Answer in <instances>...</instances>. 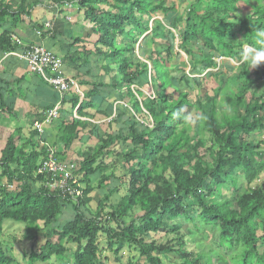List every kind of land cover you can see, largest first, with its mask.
Listing matches in <instances>:
<instances>
[{
    "label": "trees",
    "instance_id": "16d2710c",
    "mask_svg": "<svg viewBox=\"0 0 264 264\" xmlns=\"http://www.w3.org/2000/svg\"><path fill=\"white\" fill-rule=\"evenodd\" d=\"M66 2L0 0V52L17 46L4 29L6 23L30 17L36 6L62 7ZM72 2L97 36L94 53L104 73L76 112L84 117L85 109H93L91 119L111 120L96 124L71 117L58 128L55 143L63 144L64 153L76 141L81 145L73 160L54 152L59 161L75 164L74 178L83 186L76 199L51 190L48 176L36 172L55 144L44 128H34L21 143L15 134L6 138L0 151V264H14L1 249L8 238L5 221L24 224L29 240L44 232L45 241L30 249L27 264L66 258V242L76 246L72 264H105L98 257L99 234L117 262L127 246L146 264L172 259L176 264H264V182H257L264 169V137L249 139L253 133L264 135V64L253 72L239 64L230 76L229 70L222 74V63L207 56L211 49L219 57L239 59L256 31L264 29L262 0H192L175 18L169 17L175 7L164 0ZM240 6L247 7L242 15ZM33 28L40 34L45 30L40 23ZM159 35L165 42L156 46ZM146 39L148 51L136 57V47ZM186 64L188 73L182 70ZM208 78L215 84L209 98L203 87ZM143 87L152 88L151 94ZM3 109L8 110L1 103ZM181 109L182 116L174 119L172 114ZM191 115L195 127L184 119ZM120 118H125L122 127ZM83 133L97 144L84 145ZM123 170L124 192L117 203L106 206L120 184L116 172ZM96 173L97 187L104 190L99 197L91 196ZM240 177L248 185L243 191ZM93 201L95 210L90 208ZM203 225L209 226L213 244L194 239L196 252L189 251L184 238H198ZM158 233L172 237L158 243L151 239Z\"/></svg>",
    "mask_w": 264,
    "mask_h": 264
},
{
    "label": "crops",
    "instance_id": "0c3cea01",
    "mask_svg": "<svg viewBox=\"0 0 264 264\" xmlns=\"http://www.w3.org/2000/svg\"><path fill=\"white\" fill-rule=\"evenodd\" d=\"M72 1L67 0L62 7L36 6L30 17L23 16L19 21H14L16 23L4 25L10 36L19 38L23 43L40 44L53 52L61 60L65 76L76 81V87L61 94L37 75L28 72L21 57L23 46L17 45L13 51L0 52V106L2 103L8 109L0 110V151L10 134H15L20 143L27 139L34 130L33 123L42 119V109H59L56 118L44 123L50 143H55L59 126L71 117L96 124L111 120V117L91 119L89 115L93 114V109H85L87 114L84 117L76 112L86 95L104 79V73L99 67L100 59L94 53L97 36L92 32L88 20L84 19L83 11ZM35 23L45 27L40 35L35 33ZM47 23L48 27L45 26ZM112 128L116 130L115 124ZM87 137V133H83L84 145L93 147L95 139ZM51 146L54 152L64 153L62 143L56 142ZM80 146L77 141L74 142L64 153L65 161L73 160Z\"/></svg>",
    "mask_w": 264,
    "mask_h": 264
},
{
    "label": "rangeland",
    "instance_id": "374dc122",
    "mask_svg": "<svg viewBox=\"0 0 264 264\" xmlns=\"http://www.w3.org/2000/svg\"><path fill=\"white\" fill-rule=\"evenodd\" d=\"M156 1H158V0H156ZM164 1L167 5H173L175 7L176 11L169 13L170 18H175L176 15L180 14V13L183 14L184 11L189 6V4L192 2V0H164ZM252 2L256 4V1H252ZM262 3L264 5V0H262ZM240 8H241L240 9L241 11H239L240 14L239 13L238 14L242 15L244 13V11L247 9V7L246 6H244V7L240 6ZM248 10H250V9H248ZM154 19H157L158 21L161 20L160 17H155ZM149 27L154 28L152 23L149 24ZM154 39H155V45L156 46L158 44L165 42L164 37L161 35L156 36ZM149 47H150V44H149L148 40L146 39L145 41H143L139 45V47H136V49H135L136 57L143 58L142 53L145 51L147 52ZM207 51H208V55H207L208 57H211L212 59L219 61L220 63L223 64L224 68H223L222 74H224V72L226 70H229L230 76H231L232 75L231 71L233 73L236 70V68L238 67V64L236 63V61L230 60V59H221V58L219 59L218 54L216 55L211 49H209ZM181 54H182L184 61H186V56L182 52H181ZM189 69H190V65H188V64H186L182 68V70H184L186 73H188ZM212 71H216V70H212ZM250 71L253 72V70H250ZM206 72L211 73V70L208 69V70H206ZM175 74L180 75V72H176ZM215 80L218 83V78H215ZM203 87H204V91L206 92V95H207V93L209 95H212V90L215 87L214 80L210 79V78L205 79L203 82ZM141 90L144 91L146 94H151V92H152V88H149V87L148 88L143 87ZM207 97L209 98L211 96L207 95ZM190 99L192 101H194V98L192 96ZM191 117L194 120V123H191V126L195 127L196 117L192 116V115H191ZM138 118H140V115L138 116ZM124 119L125 118L119 119L118 127H122V124H124ZM145 122H147V121L145 120ZM194 133H195V131L193 128L191 131V134L193 135ZM203 135L208 139L210 138V134L208 132L203 133ZM262 136L264 137V135L262 133L260 135H256L255 133H253V134L249 135V139H252L255 141V138H256V140H258V139H261ZM208 141H210V140H208ZM209 143L210 142L207 143V146ZM93 144L96 145L97 141L94 140ZM260 147L264 150L263 144ZM114 159H113V162H114ZM116 163H115V167L117 169H119V166L116 165ZM116 175L117 176H115V177H117L118 179L121 178V180L116 181L117 185L119 184V182H120V184L118 186H116V187H118L117 192L112 194L111 197L109 198V200L105 203L106 206L117 203L119 198H120V195L124 192V186L123 185H124V181H126V179H124V170L123 171H117ZM240 178L242 181L241 185L243 186L241 191H243V190H245V187L248 185H246V183L242 177H240ZM98 179H99V176L97 173L91 176V185L94 188V191L91 193V195L98 194V197H99V195H103L104 190H101L100 188L97 187L98 186V184H97ZM257 182L258 183L264 182V169L259 173V175L257 177ZM254 184L255 185L257 184L256 181H254L251 185H254ZM8 188H13V186H8ZM90 208H91V210H95V208H96V202L95 201L90 203ZM106 211H108V208H105V212ZM39 225H41V223ZM111 226L114 227L115 225L112 223ZM24 227H25L24 224L14 223L12 221H5L3 224V229H4L3 231L8 235V238H7L6 243L4 242V240L1 242V249L3 251H5L7 256L12 257L14 264H27V262H26L27 254L29 253L30 249L31 248L34 249V248L38 247L40 244H42L45 241V238L43 236L44 232H41L39 235H37V238L35 240L27 239L26 238L27 232L25 231ZM185 229L186 228L184 227V229H182L181 231L184 232ZM196 236H198V238H194L192 236H189L188 240L186 239V237L184 238L186 241V244H187L184 247L189 249V251H195L196 252V250H194V245H195V243L193 241L194 239L202 240L203 243H205L209 246H211L213 244V242H212L213 234L209 230V226L203 225L201 228H198ZM171 237H172V234H170L169 236H167L166 234L165 235L161 234V233L151 234V239L158 240V243H163L166 239H169ZM13 238H14V240H13ZM97 242H98L99 249H100L99 253H98V257L102 263H105V264H128V262L131 261L135 264H146L143 259L140 260L139 258L136 257V254L132 250L131 247L127 248V246H126V248L125 247L122 248V250L119 252L118 256L120 258V261L117 262L115 256L105 248L106 243H105V236L103 234H99ZM65 246L70 251L67 254L66 258L59 260V259H55L54 257H51L47 262L40 263V264H72L70 257H71V253L73 252V250L75 249L76 246H75V244L69 243V242H66ZM170 256L172 258L174 257V255L172 253ZM177 262L178 261L172 259V261H170L169 264H176ZM36 264H39V263H36Z\"/></svg>",
    "mask_w": 264,
    "mask_h": 264
},
{
    "label": "built area",
    "instance_id": "2783aa9c",
    "mask_svg": "<svg viewBox=\"0 0 264 264\" xmlns=\"http://www.w3.org/2000/svg\"><path fill=\"white\" fill-rule=\"evenodd\" d=\"M49 26V24H45ZM36 35H40V31L35 30ZM12 43L23 46L22 59L26 63L27 71L39 75L48 85L64 94L71 87H76V81L66 77L61 68V60L49 49L40 44L23 43L17 37L10 36ZM58 108L42 110V120L33 123V128L41 132L44 123L50 122L58 116ZM75 164L72 161H59L53 149H49L45 158L37 168V174H46L49 178L47 187L51 190L58 189L59 194L63 198H78L82 195L83 186L77 183L74 178ZM69 182L71 185H69ZM75 185V186H74Z\"/></svg>",
    "mask_w": 264,
    "mask_h": 264
},
{
    "label": "clouds",
    "instance_id": "9594fccd",
    "mask_svg": "<svg viewBox=\"0 0 264 264\" xmlns=\"http://www.w3.org/2000/svg\"><path fill=\"white\" fill-rule=\"evenodd\" d=\"M147 34V33H146ZM229 59L222 58L219 59ZM232 60V59H230ZM239 64L247 65V70H253L264 64V29L256 31L255 40L251 44H246L240 52L239 59L236 61ZM183 110H178L172 114L174 119L182 116ZM185 121L189 124L194 123L191 116L184 117Z\"/></svg>",
    "mask_w": 264,
    "mask_h": 264
}]
</instances>
